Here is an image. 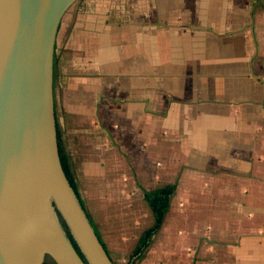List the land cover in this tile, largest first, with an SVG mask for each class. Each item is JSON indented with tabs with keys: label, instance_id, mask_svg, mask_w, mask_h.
<instances>
[{
	"label": "crops",
	"instance_id": "obj_1",
	"mask_svg": "<svg viewBox=\"0 0 264 264\" xmlns=\"http://www.w3.org/2000/svg\"><path fill=\"white\" fill-rule=\"evenodd\" d=\"M53 97L79 185L106 195L124 152L144 187L148 225L132 247L117 228L114 264H264V0H80ZM166 185L160 216L144 193Z\"/></svg>",
	"mask_w": 264,
	"mask_h": 264
},
{
	"label": "water",
	"instance_id": "obj_2",
	"mask_svg": "<svg viewBox=\"0 0 264 264\" xmlns=\"http://www.w3.org/2000/svg\"><path fill=\"white\" fill-rule=\"evenodd\" d=\"M79 1L0 0V264H114L65 173L58 141L54 46Z\"/></svg>",
	"mask_w": 264,
	"mask_h": 264
},
{
	"label": "rangeland",
	"instance_id": "obj_3",
	"mask_svg": "<svg viewBox=\"0 0 264 264\" xmlns=\"http://www.w3.org/2000/svg\"><path fill=\"white\" fill-rule=\"evenodd\" d=\"M121 154L122 162H119L118 165V178L112 179L110 184L107 181L108 192L106 195L100 197L96 194L99 189L95 188L93 181H83V186L80 185L88 211L96 221L102 238L107 244L108 252L111 254H114L113 246L117 244L113 237L117 233V228L124 229L126 234L124 236L125 238L127 236V240H129L128 246L132 247L140 232L148 225V210L142 195L144 187L140 182H136L135 195L132 194V191L128 192L129 188L134 186V182L132 183V180L127 178L131 174L129 172L132 165L127 163V158L123 156L124 152ZM124 160H126L125 163ZM109 191L110 194H108ZM135 210L138 212L136 222L133 219Z\"/></svg>",
	"mask_w": 264,
	"mask_h": 264
},
{
	"label": "trees",
	"instance_id": "obj_4",
	"mask_svg": "<svg viewBox=\"0 0 264 264\" xmlns=\"http://www.w3.org/2000/svg\"><path fill=\"white\" fill-rule=\"evenodd\" d=\"M58 141H59V147H60V156H61V161H62V165L63 168L65 170V173L73 187V189L75 190L82 206L84 207V209L86 210L90 221L92 222L99 238L101 239L102 243L104 244V246L107 248V244L104 241V239L102 238L101 232L98 229V226L96 225L95 220L92 218L90 212L88 211L87 208V204L86 201L82 195V191L78 182V179L74 173L72 164L70 162V158L69 156L62 150L61 148V138H60V133L58 131ZM175 191V185H166L163 187H159L156 188L154 190H146L144 193L145 199L149 202V204L153 207V208H157L160 215H164L170 205V201H171V197L173 195ZM63 224L65 226V228L67 229L68 235L71 238L74 246L76 247L77 251L79 252V254L84 258V260L87 262L84 253L82 252L81 248L79 247L77 241L75 240V238L73 237L71 231L68 229L66 222L63 221ZM160 228V225H154L146 230L143 231V233L141 234L139 243L136 247L135 250V255H142L143 250L149 245L151 238L153 236V234L155 232H157V230ZM108 250V249H107ZM48 264V263H45Z\"/></svg>",
	"mask_w": 264,
	"mask_h": 264
}]
</instances>
